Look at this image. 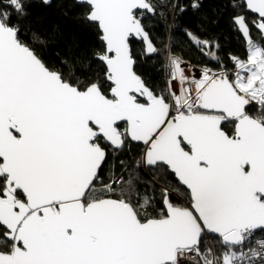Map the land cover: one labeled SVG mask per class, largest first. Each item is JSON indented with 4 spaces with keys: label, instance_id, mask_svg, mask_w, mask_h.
<instances>
[{
    "label": "snow or ice",
    "instance_id": "snow-or-ice-1",
    "mask_svg": "<svg viewBox=\"0 0 264 264\" xmlns=\"http://www.w3.org/2000/svg\"><path fill=\"white\" fill-rule=\"evenodd\" d=\"M36 2L0 0V264H264V0H62L97 45L59 63Z\"/></svg>",
    "mask_w": 264,
    "mask_h": 264
},
{
    "label": "trees",
    "instance_id": "trees-1",
    "mask_svg": "<svg viewBox=\"0 0 264 264\" xmlns=\"http://www.w3.org/2000/svg\"><path fill=\"white\" fill-rule=\"evenodd\" d=\"M184 2L187 3V0ZM218 7L217 0H204L202 11L209 17H214ZM66 10L67 5L63 4L62 0H53L51 6H43L37 0L32 9L33 19L40 22L38 26L57 35V39L44 50V56L49 61L56 63H59L60 58L65 55L69 47H73L77 52L90 53L97 45L95 29L89 28L75 19L80 9L70 10L67 15L65 14ZM227 19V13H225L217 25L210 26V32L219 36L225 54L229 51L234 54H243L244 49L229 29ZM181 22L195 28L200 21L198 15L189 12L182 17ZM154 31L164 35L162 26L156 27ZM175 45L177 53L183 52L186 56H196L195 50L189 48L186 38L179 30L175 34ZM133 47L139 52L141 45L135 43ZM139 59L141 63H139L138 68L145 78L153 83H160L161 75L155 62L145 61L143 57H139Z\"/></svg>",
    "mask_w": 264,
    "mask_h": 264
}]
</instances>
